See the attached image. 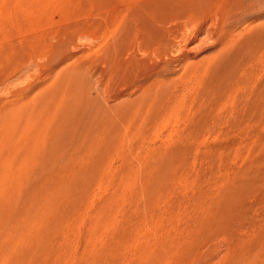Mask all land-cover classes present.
<instances>
[{
    "label": "rangeland",
    "instance_id": "374dc122",
    "mask_svg": "<svg viewBox=\"0 0 264 264\" xmlns=\"http://www.w3.org/2000/svg\"><path fill=\"white\" fill-rule=\"evenodd\" d=\"M0 264H264V0H0Z\"/></svg>",
    "mask_w": 264,
    "mask_h": 264
}]
</instances>
